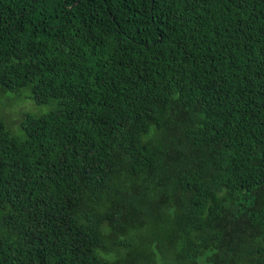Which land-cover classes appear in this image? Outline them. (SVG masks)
Wrapping results in <instances>:
<instances>
[{"label":"trees","instance_id":"1","mask_svg":"<svg viewBox=\"0 0 264 264\" xmlns=\"http://www.w3.org/2000/svg\"><path fill=\"white\" fill-rule=\"evenodd\" d=\"M22 89L0 264H264V0H0Z\"/></svg>","mask_w":264,"mask_h":264},{"label":"rangeland","instance_id":"2","mask_svg":"<svg viewBox=\"0 0 264 264\" xmlns=\"http://www.w3.org/2000/svg\"><path fill=\"white\" fill-rule=\"evenodd\" d=\"M29 96L25 89L0 95L1 117L8 124V128L15 132H12L13 134H21L20 123L24 114L40 116L49 113L55 107L54 102L36 104ZM17 129L19 130L16 132Z\"/></svg>","mask_w":264,"mask_h":264}]
</instances>
